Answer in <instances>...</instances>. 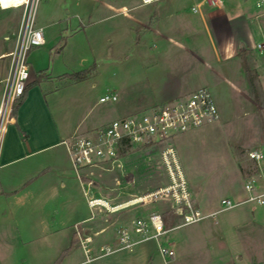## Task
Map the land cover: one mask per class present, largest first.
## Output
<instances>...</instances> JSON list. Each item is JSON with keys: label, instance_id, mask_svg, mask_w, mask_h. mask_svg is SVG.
<instances>
[{"label": "crops", "instance_id": "0c3cea01", "mask_svg": "<svg viewBox=\"0 0 264 264\" xmlns=\"http://www.w3.org/2000/svg\"><path fill=\"white\" fill-rule=\"evenodd\" d=\"M201 1L155 0L142 4L140 0H37L31 18L33 26L43 31L45 43L41 46L48 44L56 55L67 42L62 43L63 37L80 38L90 29L95 51L99 44L106 46V51L111 53L136 51L133 65L154 69L149 77L155 88L147 101L132 114L199 88L186 83L185 69L190 55L205 65L208 60L213 61L219 66L217 73L221 78L244 93L241 91L245 82L241 77V67L247 49L252 52L249 44L258 34L257 25L254 24V28L248 25L240 0L234 5L222 0L218 7ZM255 2L252 0L250 8L256 12ZM196 6L198 11L193 10ZM23 16L22 7L0 9V42L9 41L8 30L14 40L13 48L0 52V58L10 57L9 53L15 49ZM253 20L255 17L251 24ZM51 28L57 29V33H50ZM260 29L263 41L264 31ZM85 42L88 43L87 40ZM206 42L210 53L204 52L208 47ZM27 63V83L35 80L36 84L27 90L16 115L12 114L0 134V259L5 258L4 250L9 251L14 243L21 244L13 248L19 257L39 254V259L43 260L41 264H54L56 260L59 261L57 264H94L98 260L90 263L82 258L77 260L78 235L90 236L95 243L97 235L111 228V232L101 239L105 243L114 241L117 227L133 220L130 210L124 209L130 205L120 206L130 200V184L124 183L119 189L113 180L111 188L105 190L97 181L100 176L96 175L125 177L136 173L131 170L129 159L124 161L122 170L85 171L84 175H94L95 180L85 192L86 183H82L73 172L71 159L61 141L104 125L91 122L84 126L81 116L82 85L89 81L91 92L96 87L97 72L76 80L72 75L78 71L53 70L43 64L32 65L28 60ZM11 68L12 57L0 69V83H4L0 89V102ZM228 77L235 78L236 82ZM255 80L264 82V77ZM255 80L252 78L249 82L254 83ZM109 89H105V94L115 95ZM245 96L249 100V96ZM63 98L74 100L73 107L63 111L58 108V101ZM217 107L220 116L232 109L226 102ZM261 147L257 151L262 157L255 161L257 171L251 175H233L228 179L222 186L226 194L221 200L243 201L247 197L243 184L250 177L256 179L260 188L264 187V145ZM191 190L200 211L205 214L218 211L216 208H202L192 187ZM119 195L123 199L115 202ZM89 199H100L110 207L116 206L114 211H109L112 214L123 211L119 215L115 213L111 220L109 214L103 217L105 208L90 207ZM228 210L229 213L218 220L202 219L172 227L167 241L175 256L170 262H166L158 252L162 241L147 240L112 255L102 264H264V205L245 202ZM187 226L192 227L184 230ZM35 245L39 247L35 248Z\"/></svg>", "mask_w": 264, "mask_h": 264}, {"label": "rangeland", "instance_id": "374dc122", "mask_svg": "<svg viewBox=\"0 0 264 264\" xmlns=\"http://www.w3.org/2000/svg\"><path fill=\"white\" fill-rule=\"evenodd\" d=\"M228 1L231 5H234V2L238 0ZM240 1L241 10L246 14L248 25L254 28L255 24L258 28V34L253 36L255 38L252 41L253 44L252 42H250L251 45L249 44L252 52L247 49L248 55L244 54L243 66L241 67V77L245 81L241 91L244 93L242 94L238 90L232 88L229 83L224 81L223 77L221 78L217 73L219 72V66L215 65L213 61L208 60L207 65H205L203 61L198 60L194 55H190L188 58L189 62H187L188 68L185 69L187 86H206L210 89L217 106H219L220 103L223 104L226 102L232 107L231 110L229 108L228 113L225 115L222 116L221 114L217 122L194 130L193 132L186 133L175 141L181 163L186 172L187 180L194 191L195 198L200 206L207 210H213L214 208L218 210L221 207L220 200L226 194L222 186L224 183H227L228 179L233 175H251L257 171V162L252 161L248 153L250 151L259 150L263 148L261 146L264 145V82L258 80L261 82L259 83L255 80L256 78L260 79L264 77V53L253 47L257 42L264 43V36L263 41L261 40L262 38L260 39V28L264 31V19L262 16L258 15L257 10L255 12L254 9L252 10V8H250L252 0ZM253 17H255V20H253L254 23L251 24V19H253ZM56 31L57 29H50V33H57ZM8 32L10 34V39L5 42L1 40L0 45L2 44V47L0 46V52H6L13 48V36L10 30H8ZM91 37V29L85 36L83 35L80 38L79 36L72 38L63 37L62 43L65 41L67 42L59 55H56L57 53L50 49V46L47 44L38 48L32 47L30 51L28 50L27 56V60L35 66L43 64L49 66V68L53 70H70L75 72L89 70L88 76L97 72L95 77L96 87L91 92L88 89L90 88L89 81L82 85V95L84 96L81 116L85 123L84 126L91 122L106 124L115 118L129 115L133 110L138 108L139 105L147 101L155 88L153 80L149 77L154 69H144L133 65V57L137 54L136 51L125 50L111 53L106 51V46L100 44L95 51L91 43ZM85 40H87L88 43H86ZM256 40L258 41L256 42ZM206 43L208 47L204 48V52L210 53L209 43ZM10 57L0 58V69ZM160 70L162 71L163 69ZM180 75H183L182 71ZM237 76L238 74L236 77ZM228 78L233 81L235 80L233 77ZM252 78L255 80L254 83L249 82L250 79L252 81ZM3 84V82L0 83V89ZM106 88H110L109 90L115 93L117 97L115 102L98 101L99 96L107 92L105 90ZM87 91L88 95H86ZM67 93L68 92H66V94ZM245 95L249 96V100H247L248 98ZM58 102V108L63 111L73 107L72 103L74 100L63 98ZM222 106H220L221 111H223ZM68 118L72 119V117ZM145 152L147 153L142 154L131 150L129 153L123 154L126 155L123 162L129 159L130 168L136 173V175H130L131 179H136V182L131 183L129 187L131 193L130 199H134L136 196L142 195L143 193L149 192L167 183V178L163 175L162 171L155 170L156 163L154 156H150L148 151ZM96 176H100L97 181L105 190H107V187L111 188L113 180L116 186L122 189L125 183L124 179L126 178L121 175ZM87 197H89V195H86V198ZM122 199L123 196L119 195L115 202ZM171 207V201L163 197L160 199H146L143 202L131 204L128 208L124 209L130 210L133 220L154 211L159 212L162 214L165 224H167L166 227L171 228L183 223V218L181 216V211L183 210L172 211ZM122 211L123 210H119L115 213L119 215L118 213ZM115 213L112 214L105 210L102 214L103 217L105 214H109V219L112 220ZM228 213L229 210L219 211L213 216H209L203 220H212V218L218 220ZM190 227L192 226H187L184 230H188ZM111 230L112 229L109 228L106 233H102L95 237L96 242L92 244V247L95 249L89 254L83 251L77 237L76 247L78 250L75 252L77 260L82 258L87 261L86 263H90L91 260H98V262L94 264H102L104 261L111 259L112 255L120 251H126L127 249H121L108 255L94 257L100 254L99 246L101 244L113 245V247L117 244L116 234L114 239H112L114 241L106 243L102 241V237L110 233ZM164 242L165 241L162 240L161 243L165 244ZM14 246L20 247L21 244L16 245L13 243L9 251L5 249L4 253L6 255L4 259H0V264H41L43 262L42 259H39V254L34 257H19V254L15 253L13 250ZM37 247L39 246L35 245V248ZM54 251L55 249L51 252L52 258L54 257ZM0 256H2L1 252ZM91 257V260H87ZM58 262L59 261L56 260V262L53 263L57 264Z\"/></svg>", "mask_w": 264, "mask_h": 264}, {"label": "built area", "instance_id": "2783aa9c", "mask_svg": "<svg viewBox=\"0 0 264 264\" xmlns=\"http://www.w3.org/2000/svg\"><path fill=\"white\" fill-rule=\"evenodd\" d=\"M140 1L142 4H149L155 0ZM36 2L37 0H0V9L22 7L24 10L21 28L16 35L15 49L9 53L12 56V68L7 79V88L0 102V134L12 116L15 100L22 95L29 79L28 50L45 43L42 29L32 24L31 11ZM201 3L218 7L222 4V0H202ZM198 6L193 10L198 11ZM255 7L258 15L264 19V0H256ZM253 47L264 53V43L257 42ZM116 100L117 97L112 94H105L99 98V102ZM219 118L220 113L210 89L201 86L187 94L115 118L85 134L72 135L63 139L61 143L69 154L73 172L82 183H86V193L88 186L94 185L95 180L92 177L94 175H84L85 171L122 170L124 168L123 159L126 156L123 155L124 153L132 150L143 154L148 151L150 156H154L155 170L162 171L167 178V183L136 196L120 206L123 208L136 204V200L140 203L150 198H168L171 201L172 211L183 210L181 211L182 225H186L213 216L216 212L233 209L245 202L264 205V187L260 188L256 179L250 177L243 184V189L247 194L243 201L222 199L218 211L209 214L203 213L196 206L175 141L186 133L217 122ZM248 156L251 160L258 161L262 154L255 150L250 151ZM125 177V183L135 182L134 178ZM88 204L90 207H103L107 211H114L116 207H110L100 199H89ZM171 229L172 227H166L163 216L159 212L154 211L137 217L129 224L119 225L116 229L117 244L114 247L101 244L100 254L94 257L108 255L121 249H130L147 240L157 242L164 240L165 244L158 245V252L166 262H170L175 256L167 241ZM78 239L83 251L86 254L91 253L93 250L92 237L78 235ZM91 259L92 257L87 260Z\"/></svg>", "mask_w": 264, "mask_h": 264}, {"label": "trees", "instance_id": "16d2710c", "mask_svg": "<svg viewBox=\"0 0 264 264\" xmlns=\"http://www.w3.org/2000/svg\"><path fill=\"white\" fill-rule=\"evenodd\" d=\"M88 75H89V70H81V71H78V72L74 73L72 75V77L74 79H76V80H83V79L87 78ZM34 84H36V81L35 80L33 82L27 83L26 86H25L24 92L22 93V95L15 100L14 105H13V110H12V114L13 115H16L17 110H18V107L22 104L23 100L25 99L27 90L31 86H33ZM165 225L167 226V224H165Z\"/></svg>", "mask_w": 264, "mask_h": 264}, {"label": "bare ground", "instance_id": "6f19581e", "mask_svg": "<svg viewBox=\"0 0 264 264\" xmlns=\"http://www.w3.org/2000/svg\"><path fill=\"white\" fill-rule=\"evenodd\" d=\"M139 200H136L135 202L137 203ZM135 202H133V203H135Z\"/></svg>", "mask_w": 264, "mask_h": 264}]
</instances>
